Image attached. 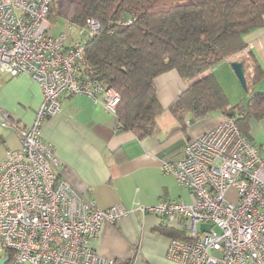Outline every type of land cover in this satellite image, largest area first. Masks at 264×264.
Masks as SVG:
<instances>
[{
  "label": "built area",
  "instance_id": "1",
  "mask_svg": "<svg viewBox=\"0 0 264 264\" xmlns=\"http://www.w3.org/2000/svg\"><path fill=\"white\" fill-rule=\"evenodd\" d=\"M53 2L0 0V72L28 73L43 90L31 125L15 126L20 145L0 161V255L13 254L7 264H115L92 240L103 223L135 210L160 214L180 234L166 255L182 264H264V156L232 115L188 141L183 158L163 163L191 201L103 208L59 174L42 124L60 111L61 95L83 93L116 112L120 94L85 71L83 40L67 44L69 29L53 32ZM85 27L92 34L100 24L87 17Z\"/></svg>",
  "mask_w": 264,
  "mask_h": 264
},
{
  "label": "crops",
  "instance_id": "2",
  "mask_svg": "<svg viewBox=\"0 0 264 264\" xmlns=\"http://www.w3.org/2000/svg\"><path fill=\"white\" fill-rule=\"evenodd\" d=\"M51 22L55 34L63 30ZM78 30L76 37H68L67 44L89 36L86 27L78 26ZM244 42V49L205 72L214 73L227 94L229 106L247 105L255 91H264V24L248 31ZM250 56H254L262 70L255 82ZM233 60L244 64L246 90L231 65ZM192 81L176 69L155 78L161 109L154 131L144 136L121 129L117 114L101 101L83 93L64 92L60 111L42 124V137L52 145L58 158L59 174L103 208L113 204L135 208L166 197L191 201V190L166 172L163 163L183 158L188 141L228 114L219 109L202 117L188 113L183 120L178 119L170 107ZM42 99V87L30 74L10 76L0 72V161L8 148L20 145L15 126L31 125ZM5 120L7 124L3 123ZM240 124L264 156V115L251 114L242 118ZM175 232L160 214L143 215L135 210L117 223H103L92 245L100 255L116 260L115 264H182L166 255Z\"/></svg>",
  "mask_w": 264,
  "mask_h": 264
},
{
  "label": "trees",
  "instance_id": "3",
  "mask_svg": "<svg viewBox=\"0 0 264 264\" xmlns=\"http://www.w3.org/2000/svg\"><path fill=\"white\" fill-rule=\"evenodd\" d=\"M61 16L81 27L87 17L98 20L99 29L83 40L85 71L118 90L115 113L123 130L154 131L161 109L155 78L170 69L193 80L170 107L180 120L222 109L243 132L242 118L264 115V91L247 105L229 106L214 73H205L244 49V35L264 24V0H54L48 17ZM250 60L255 82L262 70Z\"/></svg>",
  "mask_w": 264,
  "mask_h": 264
},
{
  "label": "rangeland",
  "instance_id": "4",
  "mask_svg": "<svg viewBox=\"0 0 264 264\" xmlns=\"http://www.w3.org/2000/svg\"><path fill=\"white\" fill-rule=\"evenodd\" d=\"M58 20H54V23L57 25V27H62V29H65V30H68L69 29V35L68 37L71 38V37H76L79 33V30H78V26L77 25H74L73 23H71L68 19H66L65 17H57ZM81 27V26H79ZM85 28V26H83ZM58 28H54V30L57 31ZM238 78V76H237ZM240 84L243 86V84L241 83L240 79L238 78ZM244 87V86H243ZM244 89L246 90L247 88L244 87ZM0 247H1V243H0ZM1 253V251H0Z\"/></svg>",
  "mask_w": 264,
  "mask_h": 264
},
{
  "label": "water",
  "instance_id": "5",
  "mask_svg": "<svg viewBox=\"0 0 264 264\" xmlns=\"http://www.w3.org/2000/svg\"><path fill=\"white\" fill-rule=\"evenodd\" d=\"M231 65L243 86L247 88V79L243 62L240 60H233ZM8 260L9 256H0V264H7Z\"/></svg>",
  "mask_w": 264,
  "mask_h": 264
}]
</instances>
